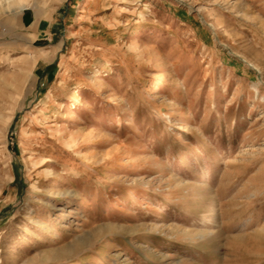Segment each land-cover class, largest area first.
<instances>
[{
  "label": "rangeland",
  "instance_id": "rangeland-1",
  "mask_svg": "<svg viewBox=\"0 0 264 264\" xmlns=\"http://www.w3.org/2000/svg\"><path fill=\"white\" fill-rule=\"evenodd\" d=\"M0 264H264V0H0Z\"/></svg>",
  "mask_w": 264,
  "mask_h": 264
},
{
  "label": "crops",
  "instance_id": "crops-1",
  "mask_svg": "<svg viewBox=\"0 0 264 264\" xmlns=\"http://www.w3.org/2000/svg\"><path fill=\"white\" fill-rule=\"evenodd\" d=\"M21 21L22 24L27 26H34L35 24H38L39 32L44 30L46 32V29L48 27L45 26V24H53V21L50 19H46L45 16L41 17V13L38 10H29V8H26L22 14H21Z\"/></svg>",
  "mask_w": 264,
  "mask_h": 264
}]
</instances>
